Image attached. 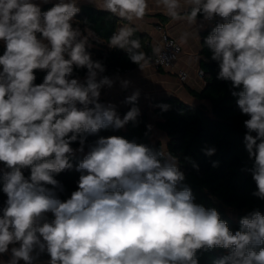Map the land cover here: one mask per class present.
Instances as JSON below:
<instances>
[{
	"label": "clouds",
	"instance_id": "1",
	"mask_svg": "<svg viewBox=\"0 0 264 264\" xmlns=\"http://www.w3.org/2000/svg\"><path fill=\"white\" fill-rule=\"evenodd\" d=\"M88 2L133 23L149 9L148 0ZM156 3L173 20L196 23L202 14L205 20L227 21L205 44L219 64L217 78L240 89L232 95L249 117L243 125L254 160L253 195L264 200V0ZM185 7L191 9L186 16L181 15ZM80 11L77 0H59L43 13L33 0H0V40L6 45L0 55V180L7 197L0 216V255L11 254L0 264H37L45 251L47 264H198L197 251L214 247L230 249L217 264H264V214L250 212L233 233L215 208L195 203L192 190L181 186L185 175L165 145L154 150L121 136L99 137L76 165L77 190L60 198L64 187L54 177L73 168L69 158L84 151L87 137L135 125L141 114L138 87L123 101L132 105L123 118L116 104L101 102L103 88L118 83L127 91L133 81L119 73L101 75L105 65L87 50L95 34L86 28L83 35L72 24ZM135 31L120 27L108 46L125 51L143 71L150 60L138 51L140 41L131 39ZM74 69H87L84 82L73 78ZM34 70H46L38 85ZM155 107L166 111L170 106ZM77 141L80 147L74 150L71 144ZM48 213L54 216L51 222Z\"/></svg>",
	"mask_w": 264,
	"mask_h": 264
},
{
	"label": "trees",
	"instance_id": "2",
	"mask_svg": "<svg viewBox=\"0 0 264 264\" xmlns=\"http://www.w3.org/2000/svg\"><path fill=\"white\" fill-rule=\"evenodd\" d=\"M54 5L55 3L41 5V12L49 10ZM80 9L72 24L79 27L84 35H87L84 31L86 28L95 34L89 38L90 47L87 50L94 61L99 60L105 65L106 71L101 75L112 77L122 71L138 67L129 60L125 51L108 46L112 34L122 26L128 25L136 29L131 39L140 41L141 48L138 51L144 52L149 59L155 56L149 35L140 31L136 25L110 12L99 10L94 5L84 4ZM198 16L203 17L202 14ZM215 27L208 26L202 35V53L205 58L201 60V70L205 85L200 90L188 87L191 95L209 101L210 106L205 103L190 104L177 95H170L155 101V105H169L168 110L155 107L154 112L157 115V127L163 130L169 139L166 149L177 158L178 167L185 175L181 186L186 185L192 190L195 203L205 208H215L220 218L226 221L230 230L235 233L239 230V221L242 217L255 210L264 214V200L253 195L257 191L250 172L254 160L249 158L246 150L244 143L246 129L243 125L244 120L249 117L241 113L236 102L237 97L232 95L233 91L240 89H234L231 81L217 78L219 64L211 59V50L205 44L206 37ZM5 48V42L0 40V55H3ZM34 73L35 81L42 83L46 70H34ZM86 73L87 69H74L73 78L85 76ZM137 106L141 110L138 123L134 125L130 122L125 128L118 130L109 128L88 136L84 151H76L70 156L73 168L66 169L54 177L64 187V191L59 193L62 200L70 198L71 193L77 190L80 173L75 170L76 165L87 154L88 144L94 143L99 137L121 136L129 141L146 144L154 150L164 147L162 142H153V130L152 128L149 130L148 127L151 125L149 115L142 111L139 103ZM131 107L132 105L128 104L122 113L126 114ZM71 147L76 150L80 144L77 141L72 143ZM207 149L215 151L212 155H207ZM194 164L198 167H194ZM22 171L26 178L30 176V168ZM2 187L3 182L0 180V196L7 199ZM53 219L54 216L47 215L48 222ZM229 252L230 249L214 247L198 250L196 257L198 264H217ZM49 259L46 251L39 256L41 261Z\"/></svg>",
	"mask_w": 264,
	"mask_h": 264
},
{
	"label": "crops",
	"instance_id": "3",
	"mask_svg": "<svg viewBox=\"0 0 264 264\" xmlns=\"http://www.w3.org/2000/svg\"><path fill=\"white\" fill-rule=\"evenodd\" d=\"M39 6L45 4L43 0H33ZM59 0H49L48 3H58ZM184 3V0H181ZM84 4H90L88 0H77V6L80 8ZM149 9L145 16L136 20L134 24L137 28L148 34L150 42L154 49L158 48L162 32V28L170 36L177 39L182 44V53L173 69H165L162 67H155L152 64L143 71L139 67L135 69H128L119 73L122 78H128L133 81V88L127 91H122L117 83L112 89L103 88L101 90V97L105 98L108 102L117 105V112L123 118L122 110L128 105L123 103L126 96L130 95L134 88L142 90L141 97L138 103L142 111L147 112L151 128L153 130V142H162L163 146L167 147L168 136L167 134L157 127V115L154 112L155 101L164 96L177 95L184 101L190 104L205 103L210 106L207 100H200L188 91V87L195 89H202L205 85L203 77L199 75L201 70V60L205 58L203 51V32L208 29V25L203 17L197 16L196 23H188L186 19L173 20L165 15L162 7L158 6L156 0H148ZM190 8L185 7L181 15H187ZM75 21V18L73 19ZM72 21V22H73ZM128 26V25H126ZM75 27V26H73ZM83 34V33H82ZM185 42H181V37L185 36ZM84 35V34H83ZM92 45V44H91ZM156 53V52H155ZM150 60V59H149ZM188 72V78L182 82L179 78L181 70ZM2 70V68H0ZM85 76L78 77L81 82H84ZM145 95L150 97V100L145 99ZM125 128V127H124Z\"/></svg>",
	"mask_w": 264,
	"mask_h": 264
},
{
	"label": "built area",
	"instance_id": "4",
	"mask_svg": "<svg viewBox=\"0 0 264 264\" xmlns=\"http://www.w3.org/2000/svg\"><path fill=\"white\" fill-rule=\"evenodd\" d=\"M208 26L215 27L223 22H227L223 18L219 16H215L212 20H205ZM161 30V40L158 46L159 52L155 54L154 57L150 59V64L155 67H162L165 69H173L180 58L182 53V44L175 39L174 37L170 36L167 32H165L162 28ZM199 75L203 77V71H199ZM179 78L182 82L186 81L188 78V72L185 70H181L179 73ZM34 84H40L37 81H34ZM102 103H108V101L100 97ZM0 169H4V164L0 162ZM6 198L0 196V216L3 215V208L5 207Z\"/></svg>",
	"mask_w": 264,
	"mask_h": 264
},
{
	"label": "rangeland",
	"instance_id": "5",
	"mask_svg": "<svg viewBox=\"0 0 264 264\" xmlns=\"http://www.w3.org/2000/svg\"><path fill=\"white\" fill-rule=\"evenodd\" d=\"M37 36H38V38L40 37V34H37ZM45 43H47V41H44ZM47 215H50V217H53V214H51V213H48ZM13 246H15V247H19V244H16V245H10L9 246V249H11V247H13ZM10 251H9V253H6V254H2V255H0V262H6V261H8L9 259H10ZM47 261L48 260H38V262H37V264H47ZM19 264H24V261H20L19 262Z\"/></svg>",
	"mask_w": 264,
	"mask_h": 264
}]
</instances>
